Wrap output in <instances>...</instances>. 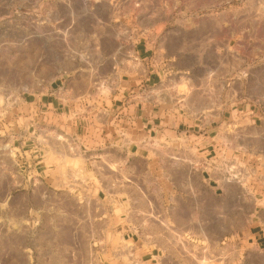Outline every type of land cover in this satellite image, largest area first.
<instances>
[{"label": "crops", "instance_id": "1", "mask_svg": "<svg viewBox=\"0 0 264 264\" xmlns=\"http://www.w3.org/2000/svg\"><path fill=\"white\" fill-rule=\"evenodd\" d=\"M244 51L196 23L170 34L148 31L130 59L109 72L78 67L36 83L22 98L29 125L18 147L34 168L24 182L35 213L44 222L46 215H67V226L57 229L89 222L96 233L90 244L118 240L150 264L171 252L168 243L155 249L163 243L148 232V215L166 211L154 199L176 181L185 190L197 164L201 181L227 201L213 213L250 215L253 202L264 214V176L252 193L245 166L232 175L231 161L249 151L242 142L234 155L232 134H251L261 119L245 73L235 78V65H250ZM187 150L198 152L189 169ZM229 199L243 204L230 209ZM253 228L225 238L212 264H264V223Z\"/></svg>", "mask_w": 264, "mask_h": 264}, {"label": "rangeland", "instance_id": "2", "mask_svg": "<svg viewBox=\"0 0 264 264\" xmlns=\"http://www.w3.org/2000/svg\"><path fill=\"white\" fill-rule=\"evenodd\" d=\"M196 23L230 41L236 51L245 50V61L249 53L250 65H235V78L245 73L261 119L252 122L251 134H232L234 155L242 152V142L249 151L231 166L232 175L245 166L248 188L255 193L264 176V0H0V264H150L149 256L139 260L118 240L106 247L90 244L96 233L89 222L78 230L57 229L67 226V215H46L44 222L35 213L34 196L25 194L24 182L34 168L18 148L29 125L22 98L36 83L65 70L109 72L112 65H124L148 31L170 34ZM192 153L198 157L187 150L188 169ZM195 167L188 170L185 190L176 181L166 197L154 199L166 211L148 215V232L163 243L155 249L168 243L171 252L153 264H212V252L216 257L225 238L242 234L248 224L254 229L264 223L259 203H250V215L213 213L227 201L213 195ZM29 183L32 190L33 180ZM239 204L228 201L230 209Z\"/></svg>", "mask_w": 264, "mask_h": 264}]
</instances>
